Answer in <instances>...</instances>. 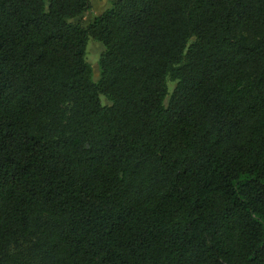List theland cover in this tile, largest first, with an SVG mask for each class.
<instances>
[{"label":"trees","instance_id":"obj_1","mask_svg":"<svg viewBox=\"0 0 264 264\" xmlns=\"http://www.w3.org/2000/svg\"><path fill=\"white\" fill-rule=\"evenodd\" d=\"M91 7L0 0V264H264V0Z\"/></svg>","mask_w":264,"mask_h":264},{"label":"rangeland","instance_id":"obj_2","mask_svg":"<svg viewBox=\"0 0 264 264\" xmlns=\"http://www.w3.org/2000/svg\"><path fill=\"white\" fill-rule=\"evenodd\" d=\"M111 1L112 0H92L91 9L88 12L84 13L82 16L72 19L71 22L76 24L78 23L86 27L94 17L102 14L108 8L111 7ZM103 50H104V46L100 42L90 38L87 45L86 59L93 68V80L95 82H97L100 78L99 58ZM176 84L177 82L172 80H169L167 83V87L169 91L167 103L168 100L170 99V95L172 94L173 90L176 87ZM100 98L103 105H109V102L104 96H101Z\"/></svg>","mask_w":264,"mask_h":264}]
</instances>
